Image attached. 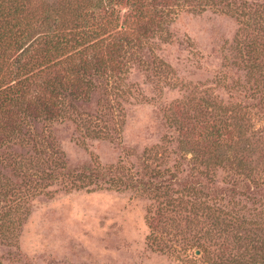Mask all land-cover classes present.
Listing matches in <instances>:
<instances>
[{
  "label": "rangeland",
  "instance_id": "rangeland-1",
  "mask_svg": "<svg viewBox=\"0 0 264 264\" xmlns=\"http://www.w3.org/2000/svg\"><path fill=\"white\" fill-rule=\"evenodd\" d=\"M114 2L104 74L0 129V264H264V0Z\"/></svg>",
  "mask_w": 264,
  "mask_h": 264
},
{
  "label": "trees",
  "instance_id": "trees-1",
  "mask_svg": "<svg viewBox=\"0 0 264 264\" xmlns=\"http://www.w3.org/2000/svg\"><path fill=\"white\" fill-rule=\"evenodd\" d=\"M114 3V0H0V129L8 128L7 122L14 121L16 112L26 111L23 104L31 87L30 73L37 67L57 70L47 82L55 96L78 90L81 93L83 85L93 86L86 80L88 74H104L102 43L122 29L114 17ZM232 3L227 1L224 5L238 6ZM107 8L112 10L109 12ZM115 43L113 50L119 58L123 45ZM90 49L93 52L88 54ZM39 101L45 110H50L46 100L39 98ZM243 132L238 130L239 137ZM226 158L219 157L214 164Z\"/></svg>",
  "mask_w": 264,
  "mask_h": 264
}]
</instances>
